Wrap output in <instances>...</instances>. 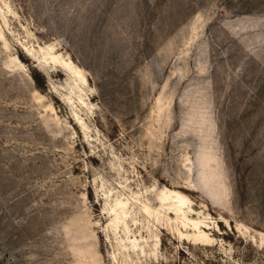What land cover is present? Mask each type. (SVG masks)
Instances as JSON below:
<instances>
[{
  "label": "rangeland",
  "instance_id": "1",
  "mask_svg": "<svg viewBox=\"0 0 264 264\" xmlns=\"http://www.w3.org/2000/svg\"><path fill=\"white\" fill-rule=\"evenodd\" d=\"M0 264H264V0H0Z\"/></svg>",
  "mask_w": 264,
  "mask_h": 264
},
{
  "label": "bare ground",
  "instance_id": "2",
  "mask_svg": "<svg viewBox=\"0 0 264 264\" xmlns=\"http://www.w3.org/2000/svg\"><path fill=\"white\" fill-rule=\"evenodd\" d=\"M51 58L54 60V61H59V66L67 71H70L71 73H73L74 75H77V76H80L82 77L81 73H80V70H78L77 68H74L73 65L71 64V61L70 60H60L58 58V56H53L51 55ZM69 73V72H68ZM167 190V189H166ZM168 191V194H166L164 191H163V195L161 197V199H166L168 198L171 194H176V195H179L176 191H173V190H167ZM161 196V195H160ZM179 199V198H178ZM162 202V201H161ZM122 213V212H121ZM120 213L117 212L115 213V219L116 217H118Z\"/></svg>",
  "mask_w": 264,
  "mask_h": 264
}]
</instances>
